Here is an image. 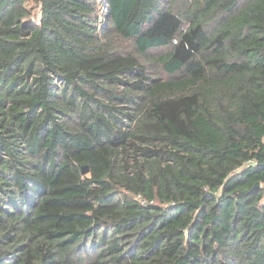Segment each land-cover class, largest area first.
I'll return each mask as SVG.
<instances>
[{"label":"trees","instance_id":"obj_1","mask_svg":"<svg viewBox=\"0 0 264 264\" xmlns=\"http://www.w3.org/2000/svg\"><path fill=\"white\" fill-rule=\"evenodd\" d=\"M0 264H264V0H0Z\"/></svg>","mask_w":264,"mask_h":264},{"label":"rangeland","instance_id":"obj_2","mask_svg":"<svg viewBox=\"0 0 264 264\" xmlns=\"http://www.w3.org/2000/svg\"><path fill=\"white\" fill-rule=\"evenodd\" d=\"M29 6H30L29 7L30 15H31L30 18L36 20L39 17L38 7L32 2H30ZM109 128H110L109 130L111 132V135L115 140L121 136L122 131L119 127H116V126H113L112 124H109Z\"/></svg>","mask_w":264,"mask_h":264},{"label":"water","instance_id":"obj_3","mask_svg":"<svg viewBox=\"0 0 264 264\" xmlns=\"http://www.w3.org/2000/svg\"><path fill=\"white\" fill-rule=\"evenodd\" d=\"M87 171H88V168L86 166L81 167V173H86Z\"/></svg>","mask_w":264,"mask_h":264}]
</instances>
